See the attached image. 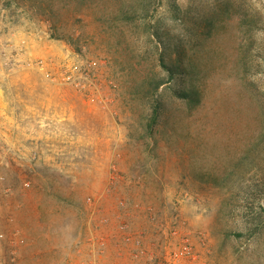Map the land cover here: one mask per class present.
Instances as JSON below:
<instances>
[{"label": "rangeland", "instance_id": "obj_1", "mask_svg": "<svg viewBox=\"0 0 264 264\" xmlns=\"http://www.w3.org/2000/svg\"><path fill=\"white\" fill-rule=\"evenodd\" d=\"M33 1L0 0V264H264V0Z\"/></svg>", "mask_w": 264, "mask_h": 264}, {"label": "trees", "instance_id": "obj_2", "mask_svg": "<svg viewBox=\"0 0 264 264\" xmlns=\"http://www.w3.org/2000/svg\"><path fill=\"white\" fill-rule=\"evenodd\" d=\"M35 2V4L33 6H35L36 8H41L43 10V12L45 14H47L51 19L57 18L60 15V10L62 9V6H55V3L53 2H49L47 0H36L33 1ZM127 12L128 10L125 8H121L117 17L118 19H120L122 22L125 21L127 19ZM158 35V34H157ZM58 38L60 39H65L67 42L72 43L73 45H76V41H80L81 40V36L80 35H76V34H71V35H57ZM163 39L166 41H163ZM76 40V41H74ZM158 40L160 42V45H162L161 43H163V45H165L166 43L169 46L173 47L174 41L169 39L168 37H166L164 34L158 35ZM180 43L178 41H175L174 47L176 48V50L178 51V57L177 60L182 59L181 55H184V49H181L179 47ZM80 45H78L76 48H78L77 50H81V48L79 47ZM180 62V61H179ZM158 64L167 72L168 78H160V79H155V77H153V79L151 80V78L146 80L147 85L149 86L148 92H152V95L155 96L158 89L163 86L164 84H166L168 81L172 80L176 74L185 72L184 68L181 67L180 64L177 63H170L169 61H167L166 56L163 54V51H161L160 56L158 58ZM179 96H182L183 98H191L193 97L192 94L190 93V91L187 90H181L178 92ZM156 99H154V103L152 105L151 108V113L146 121L145 127L148 130L149 134H153L155 127L158 123L161 111V105H160V101L157 99V97H155Z\"/></svg>", "mask_w": 264, "mask_h": 264}, {"label": "built area", "instance_id": "obj_3", "mask_svg": "<svg viewBox=\"0 0 264 264\" xmlns=\"http://www.w3.org/2000/svg\"><path fill=\"white\" fill-rule=\"evenodd\" d=\"M121 226H122V228H126V227H127V226H126V225H124V224H123V225H121ZM126 239H127V240H130V239H131V237H130V236H127V237H126ZM135 242H136L137 244H140V241H139V240H137V241H135ZM184 252H185V251H184ZM184 252H183V251H181V253H182V254H184Z\"/></svg>", "mask_w": 264, "mask_h": 264}]
</instances>
